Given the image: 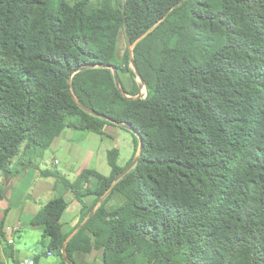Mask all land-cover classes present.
<instances>
[{
  "label": "trees",
  "instance_id": "1",
  "mask_svg": "<svg viewBox=\"0 0 264 264\" xmlns=\"http://www.w3.org/2000/svg\"><path fill=\"white\" fill-rule=\"evenodd\" d=\"M147 31L132 50L146 96L119 79L125 97L108 66L122 69L121 34ZM122 62L136 78L128 49ZM105 125L142 153L67 243L71 263L95 249L103 264H264V0H0V174L34 166L66 127ZM133 156L121 167L109 150L108 176L40 171L80 202L76 228ZM66 205L31 220L59 257Z\"/></svg>",
  "mask_w": 264,
  "mask_h": 264
},
{
  "label": "crops",
  "instance_id": "2",
  "mask_svg": "<svg viewBox=\"0 0 264 264\" xmlns=\"http://www.w3.org/2000/svg\"><path fill=\"white\" fill-rule=\"evenodd\" d=\"M117 128L122 129L118 126L105 125V134L99 135L92 131L66 127L53 139L47 149L36 150L30 155V159L37 167L35 165L27 167L14 176L6 177L0 174L4 194V198L0 200V264H17L24 258L34 259L35 264H67L63 257H59L55 252L47 251L48 238L42 229L31 225V220L46 203L55 197L63 196L67 205L60 222L62 233L67 234L78 224L82 206L73 194L64 188L57 177L43 176L40 170L50 169L48 163L53 166L60 164L59 158L51 157L58 153L66 162L59 171L69 180H75L81 170L88 169L94 162V156L97 153L96 145L106 138L113 140V136L120 135ZM123 130L129 135L126 148L131 158L135 148L134 136L132 132ZM87 142L93 145L88 146L81 159L79 157L80 165L73 171L70 154L79 150ZM112 148L117 149L119 158V147ZM47 151H50V155L45 157ZM104 151L107 156L109 149L105 148ZM96 168L94 166L89 169L98 171ZM110 172L111 168L108 166V174L99 173L108 176ZM93 199V195L83 198L86 204L91 203ZM69 209H71L70 212ZM72 257L75 264H95V260L101 257V252L95 249L87 253L75 250Z\"/></svg>",
  "mask_w": 264,
  "mask_h": 264
},
{
  "label": "rangeland",
  "instance_id": "3",
  "mask_svg": "<svg viewBox=\"0 0 264 264\" xmlns=\"http://www.w3.org/2000/svg\"><path fill=\"white\" fill-rule=\"evenodd\" d=\"M74 1L75 0H68V2H70V3H73ZM101 1L102 0H90L91 4L94 5V6L99 5V3H101ZM126 49H128V43H127L125 37L121 34L119 39H118L116 55H117V62L120 64L122 69L119 72H117V75H118L119 79L121 80V82L123 83V85L125 86V88H127V89H130L132 87V85H133V82L136 80L137 85L140 84L139 85V92L141 93V95L143 97H145L146 96V88H145V86H143L141 84V82L138 79V77L134 78V76L131 74L130 71H126L124 69V65H123L122 60H123V57H124ZM130 68L134 72V68L131 65V63H130ZM117 130H118V132H120L119 136H113V140L106 138V139H104L103 142H99V144L96 145L97 153L94 156V162L90 165L89 168H93L94 166H96L97 167L96 169L99 172L108 174V166H109V164H108V158L105 155V151H104L105 148L111 150V149H113L112 147H114V148L117 147V146L119 147L120 156H119V158L117 160L118 165L123 166L129 161V159H130L129 155L130 154H128L129 152H128L127 148H126L127 142L129 140V137H128L129 135L123 129L117 128ZM92 145H93L92 143H88L87 142L84 146L80 147L79 150H77L76 152H72L70 154L72 156V169H73V171H75V169L79 167L80 159H81V157H83V155H84L86 149L88 148V146H92ZM49 155H50V151H47L45 157H47ZM51 157L59 158L60 159V164H58L57 166H53V165L48 163V167L50 169H52V170H56V169L61 170L62 167L64 166V164L66 163L65 159L58 153L56 155H54V156H51ZM51 157H50V159H51ZM79 157H80V159H79ZM16 160L15 159L13 160V162H14L13 164H15ZM93 198H94V196H93ZM94 201H92L91 203H88L86 205V210L88 209L89 206L92 205V203ZM112 203L117 204L118 201L116 202V200H115V201H112ZM91 209L89 210V212L91 211ZM70 211H71V209H69V212ZM95 262H96L95 264H103L101 257L97 258L95 260ZM91 263H93V262H91Z\"/></svg>",
  "mask_w": 264,
  "mask_h": 264
},
{
  "label": "water",
  "instance_id": "4",
  "mask_svg": "<svg viewBox=\"0 0 264 264\" xmlns=\"http://www.w3.org/2000/svg\"><path fill=\"white\" fill-rule=\"evenodd\" d=\"M150 31V30H149ZM149 31H147L146 33L142 34L141 36H139L133 43H130L128 42V50H129V58H130V63L131 65L133 66L134 68V72L137 74V77L138 79L140 80L141 84L143 85V81L141 80L139 74H138V71L136 69V65H135V61H134V58H133V53H132V50H133V47L134 45L140 41ZM109 68L112 69L113 71V76H114V80H115V84H116V87L117 89L119 90V92L125 96V97H130L128 96L126 93H125V90L121 87L120 85V81H119V78H118V75H117V71L115 69V67L113 66H108ZM144 86V85H143ZM141 96V93L139 92L137 95H135V97H140ZM78 105L85 111H88L90 112L91 114H95L97 115V113H95L94 111H92L91 109L85 107L84 105H82L78 100H76ZM118 124L119 126H122V127H125V128H128L130 130L131 127L130 125H127L125 123H122V122H118L116 123ZM141 153H142V140L139 138V145H138V148L131 160V162L128 164V166H126L120 173H118L111 185L109 186V188L98 198V200L96 201L95 205L93 206V208L91 209V211L88 213V216L85 218V220L80 223L75 229H73L67 236L66 238L64 239L63 241V246H62V257L64 258V260L66 261L67 264H71L69 258H68V255H67V252H66V245L67 243L70 241V239L83 227V225L86 223V221L92 216V214L94 213L96 207L103 201V199L106 197V195L110 192L113 184L115 181H117L118 179H120L125 173H127L129 171L130 168L133 167V165L139 160L140 156H141Z\"/></svg>",
  "mask_w": 264,
  "mask_h": 264
},
{
  "label": "built area",
  "instance_id": "5",
  "mask_svg": "<svg viewBox=\"0 0 264 264\" xmlns=\"http://www.w3.org/2000/svg\"><path fill=\"white\" fill-rule=\"evenodd\" d=\"M17 264H35L34 259L32 258H24L20 261H18Z\"/></svg>",
  "mask_w": 264,
  "mask_h": 264
}]
</instances>
